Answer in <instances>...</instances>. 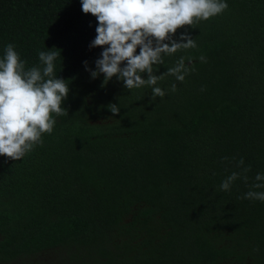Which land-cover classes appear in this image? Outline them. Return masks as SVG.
Here are the masks:
<instances>
[{"label": "trees", "instance_id": "trees-1", "mask_svg": "<svg viewBox=\"0 0 264 264\" xmlns=\"http://www.w3.org/2000/svg\"><path fill=\"white\" fill-rule=\"evenodd\" d=\"M225 2L171 37L197 47L154 74L181 57L195 70L166 76L156 86L167 95L151 99L150 87L102 86L86 70L103 49L90 47L98 20L81 0H0V59L13 44L27 70L59 52L54 76L70 88L42 145L0 156V264L57 249L65 264H264V202L241 199L264 173V0ZM241 158L248 183L220 190Z\"/></svg>", "mask_w": 264, "mask_h": 264}, {"label": "clouds", "instance_id": "clouds-1", "mask_svg": "<svg viewBox=\"0 0 264 264\" xmlns=\"http://www.w3.org/2000/svg\"><path fill=\"white\" fill-rule=\"evenodd\" d=\"M81 6L85 14L90 13L98 20L97 36L90 47L103 49L95 61V71L84 62L91 77L96 79L103 75L102 86L116 77L128 90L150 87L151 99L167 95L156 86L166 76L183 82L195 70L191 57L187 58V65L181 57L175 66L167 68V72L154 74L164 64L165 55L197 47L190 35L182 34L181 42L171 37L178 29L207 21L228 8L225 0H81ZM165 40L170 41V46ZM4 52L0 59V156L19 161L37 144L42 145V133L51 134L56 124L53 113L57 116L68 114L62 103L70 88L65 80L54 76V62L59 52L40 51L43 67L27 70V62L20 58L13 44H8ZM199 59L206 61L203 55ZM145 73L147 79L142 78ZM176 90L177 85L173 83L170 91ZM108 109L113 116L120 113L116 104L108 105ZM236 166L240 171L226 176L220 190L230 191L239 179L248 183L251 166L245 167L242 158ZM241 199L264 202V173L255 175L249 191Z\"/></svg>", "mask_w": 264, "mask_h": 264}, {"label": "rangeland", "instance_id": "rangeland-1", "mask_svg": "<svg viewBox=\"0 0 264 264\" xmlns=\"http://www.w3.org/2000/svg\"><path fill=\"white\" fill-rule=\"evenodd\" d=\"M64 256V251L62 249H57L47 253L39 254L37 256H34L33 258L22 260L27 264H65L66 261L63 259ZM15 263L19 264L20 261H17Z\"/></svg>", "mask_w": 264, "mask_h": 264}]
</instances>
